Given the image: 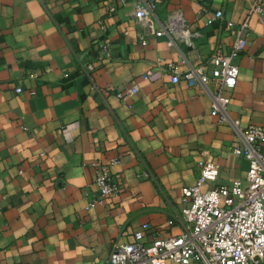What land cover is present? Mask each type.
<instances>
[{
  "label": "crops",
  "instance_id": "obj_1",
  "mask_svg": "<svg viewBox=\"0 0 264 264\" xmlns=\"http://www.w3.org/2000/svg\"><path fill=\"white\" fill-rule=\"evenodd\" d=\"M252 1L156 0V29L180 11L200 33L189 47L137 23V0H0L1 264H104L113 241H134L142 225L147 243L182 231L169 221L199 161L219 168L203 189L244 177L248 161L233 151L231 124L211 113L208 93L172 83L167 66L183 71L227 47L231 35L213 12L238 22ZM250 27L236 84L223 92L243 128L264 127V10ZM100 43L109 48L102 61ZM129 85L137 91L122 100L116 91ZM110 159L119 191L96 203L91 163Z\"/></svg>",
  "mask_w": 264,
  "mask_h": 264
},
{
  "label": "built area",
  "instance_id": "obj_2",
  "mask_svg": "<svg viewBox=\"0 0 264 264\" xmlns=\"http://www.w3.org/2000/svg\"><path fill=\"white\" fill-rule=\"evenodd\" d=\"M118 1L125 3V0ZM155 8L156 0H137L133 13L137 23L154 36L167 35L169 44L177 39L194 47L193 38L200 33L190 29V24L181 12H170L156 29L153 19ZM114 9L111 7L110 12ZM263 10L264 0H254L238 22L226 19L221 9L215 10L210 20H217L230 33V44L227 47L218 45L206 61L189 65L183 71H179L178 65L173 63L167 66L172 83L184 79L189 87L208 93L211 97V113L220 122L231 124L238 143L233 151L248 161L244 177L203 189L205 184L216 181L219 168L212 159L199 161L196 181L193 185L181 187L180 213L169 221L170 224L174 220L179 221L183 226L182 231L177 235L157 236L147 243L142 240L143 230L147 226L142 225L134 233V241H113L104 264H264V127H241L237 120L228 116L230 98L223 94L236 84L239 73L236 59L244 50L251 19L260 16ZM139 38L142 44L146 43L144 34H140ZM97 51L100 61L109 56L106 43H100ZM83 67L87 72L93 69L90 63ZM150 74L148 70L140 78L148 79ZM210 84L214 85L213 90L209 88ZM15 91L21 92L22 89L16 87ZM136 91L135 85H129L117 90L116 95L126 100ZM30 93L34 94V91ZM116 163V159L108 162L95 160L91 163L94 168L93 183L98 192L94 202L102 203L104 199L118 193L119 183L111 173V166ZM141 176L149 177L150 174L143 171ZM91 204L88 203L86 208Z\"/></svg>",
  "mask_w": 264,
  "mask_h": 264
}]
</instances>
